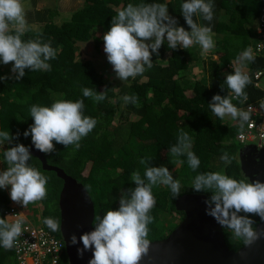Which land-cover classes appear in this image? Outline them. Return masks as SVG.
<instances>
[{
  "label": "trees",
  "instance_id": "trees-1",
  "mask_svg": "<svg viewBox=\"0 0 264 264\" xmlns=\"http://www.w3.org/2000/svg\"><path fill=\"white\" fill-rule=\"evenodd\" d=\"M80 1L77 7L63 14L56 5L43 9V15L48 12L47 22L36 30L28 27L21 36L25 42L39 37L42 43H51L57 55L48 61L50 71L25 69V75L17 80L11 72V62L8 65L0 63V77H11L0 80V131L8 130L12 136L19 134L13 144L21 143L30 149L31 137H24L23 132L33 123L29 113L31 105L50 107L59 99L83 100V115L97 120L94 129L80 140L78 149L53 141L55 150L43 155L48 165L62 169L82 184L93 203L94 217L119 207L122 192L135 187L131 182L132 172L139 170L143 177L145 166L140 160L145 157L152 158L148 166L169 169L181 184L179 197L193 194L209 198L210 193L192 190V179L200 172L222 171L235 179L244 178L238 164L242 146L232 142L238 126L235 122L229 123L226 117L218 118L208 104L216 94L229 95L240 109L263 100L264 89L255 88L252 80L245 88L247 101L243 103L234 98L224 80L226 74L233 72L236 57L250 48L264 0H212L211 22L203 20L199 13L193 17L198 24L212 28L214 47L205 57L197 48L198 44L187 49L178 46L173 50L165 41L158 54L151 55L153 67L121 85H112L98 72L92 60L79 59L76 43L92 40L95 51L101 54L102 36L109 30L112 17L129 3L166 4L169 15L176 18L179 26L190 31L181 14L184 0ZM10 33L14 34L11 27ZM252 54L254 61L245 62L243 68L246 74L261 68L263 63L261 57ZM85 87L98 93L107 90L106 99L97 103L84 97L82 89ZM126 94L136 95L139 106L125 104L122 97ZM179 129L188 132L192 138L191 150L200 160L196 172L189 168L186 156L174 157L169 152L177 142ZM4 147L7 145L0 146V171L7 167L3 163ZM223 151L234 157L231 164L225 165L220 160ZM31 156L29 164L48 177L47 197L27 207L21 205L20 210L26 221L44 227L60 239V233L51 231L43 224V219L52 216L60 220L58 198L62 180L55 172L44 170L41 161ZM152 192L156 204L149 213L153 217V222L148 225L149 242L166 238L184 218V213L175 209L176 198L166 186L155 185ZM10 203L6 189H0V218L6 217ZM250 218L255 221L253 228L261 222L259 216L251 215ZM223 236L230 250L245 244L228 228H223ZM0 264H15L13 248L0 247ZM58 264H68L65 251Z\"/></svg>",
  "mask_w": 264,
  "mask_h": 264
},
{
  "label": "clouds",
  "instance_id": "clouds-1",
  "mask_svg": "<svg viewBox=\"0 0 264 264\" xmlns=\"http://www.w3.org/2000/svg\"><path fill=\"white\" fill-rule=\"evenodd\" d=\"M77 1L78 4L81 2ZM213 8L212 0H184L181 14L190 28V31H186L178 25L176 18L169 15L166 4H127L112 17L109 30L102 36L103 51L116 78L128 80L151 69V55L158 54V49L165 41L168 48L173 50L178 46L187 49L198 44L203 52L210 51L214 47L212 28L198 24L193 17L199 13L203 20L211 22ZM25 9L24 0H0V63L8 65L11 62V72L17 80L25 75V69L50 71L48 61L57 55L51 43H42L39 37L22 41L21 36L28 30ZM10 27L14 29V34L10 33ZM254 59L251 49L244 50L236 57L233 72L225 75L224 84L241 103L247 101L245 88L251 83L243 68L245 62ZM7 78L11 77H0V80ZM106 92L98 93L87 87L82 89L84 97L97 103L106 99ZM122 99L125 104L139 106L138 97L134 94H126ZM208 107L218 118L229 117L237 121L241 128L250 120V112L237 108L229 95H213ZM83 108V100L73 102L59 99L50 107L33 104L29 109L33 123L23 132V136H30L34 148L45 154L55 150L53 141L64 147L71 145L78 149L80 140L97 124L95 118L83 115ZM18 136L10 135L8 130L0 131V146L7 145L3 149V163L7 167L0 171V189H6L11 202L27 207L30 203L46 199L48 177L29 164L32 156L27 146L13 144ZM191 148V136L179 129L177 142L170 147L169 152L174 157L186 156L189 168L196 172L200 160ZM151 159L145 157L140 160V164L145 166L143 177L139 170L132 172L131 182H134L135 187L122 192L118 200L119 207L107 209L102 216L96 215L92 222L93 230L79 236V243L83 247L77 248L78 255L83 256L86 251L92 253L87 264H140L148 254V225L153 222L149 213L156 204L153 186H166L173 198L181 195L180 182L173 178L167 167L148 166ZM233 159L227 151H223L220 156L225 165L231 164ZM192 190L210 193L204 201L206 214L213 217L222 228L230 229L235 238L251 245L264 236V231L254 230L255 221L250 218L256 215L264 221V182L258 179L250 181L246 176L235 179L222 171L200 172L192 179ZM7 218H0V247L10 250L23 232L24 221L18 218L8 222ZM43 224L53 232L61 231L60 220L52 216L45 217ZM77 242V237L72 235L70 243L75 245Z\"/></svg>",
  "mask_w": 264,
  "mask_h": 264
},
{
  "label": "water",
  "instance_id": "water-1",
  "mask_svg": "<svg viewBox=\"0 0 264 264\" xmlns=\"http://www.w3.org/2000/svg\"><path fill=\"white\" fill-rule=\"evenodd\" d=\"M30 153L41 161L44 170L53 171L62 180L58 198L61 222L60 238L64 242L68 264H87L91 251L78 255L82 248L79 236L93 230L94 206L81 183L66 175L60 168L50 166L42 152L30 144ZM242 175L249 180L264 182V148L244 146L238 152ZM206 198L185 195L176 198L175 209L184 213L181 223L164 239L149 242L148 254L140 264H264V236L251 245L230 250L225 243L223 228L206 214ZM264 231V221L254 228ZM77 237V244L70 237Z\"/></svg>",
  "mask_w": 264,
  "mask_h": 264
},
{
  "label": "built area",
  "instance_id": "built-area-1",
  "mask_svg": "<svg viewBox=\"0 0 264 264\" xmlns=\"http://www.w3.org/2000/svg\"><path fill=\"white\" fill-rule=\"evenodd\" d=\"M252 53L261 57L263 63L261 68L248 74L255 88L264 89V6L256 21ZM242 109L250 112V120L235 134V141L245 146L264 148V98L258 103L246 104ZM237 125L240 126L239 123ZM20 206L12 201L9 211L5 213L8 222L18 218L24 221L23 232L13 247L15 264H58L59 257L65 251L63 241L52 236L44 227L26 221Z\"/></svg>",
  "mask_w": 264,
  "mask_h": 264
},
{
  "label": "rangeland",
  "instance_id": "rangeland-1",
  "mask_svg": "<svg viewBox=\"0 0 264 264\" xmlns=\"http://www.w3.org/2000/svg\"><path fill=\"white\" fill-rule=\"evenodd\" d=\"M76 4H78L77 0H76ZM69 7H70V4H69ZM33 29H35V28L33 27ZM212 39H214V35L213 34H212ZM77 45H78L77 56L79 57V59L92 60L95 63L98 72L100 74L104 75V77L108 78L109 82H111L112 85H116V84L121 85V84H124V83L128 82V80L130 78L128 80H124V81H121L118 78H116V75H115V72L113 71L112 65L107 61V56H106L105 52L103 51L104 45H102V47H100L101 54H97V52L95 51L94 43H93L92 40H90L88 42H85V43H83V42L82 43H77ZM252 45H253V41L251 42V46L249 48L251 50H252ZM197 48L199 49V51L203 55V57H205V54H207L209 52V51L208 52H203L199 45H197ZM104 58H106V59L104 60ZM214 59H217V57H214ZM227 118L229 119L228 120L229 123H231V121L235 122L236 124L238 123L237 121H234V120H232L229 117H226V119ZM241 129L242 128L240 126H238L237 130H236V133L238 131H240ZM233 139H232V142L234 141V143L237 144L238 142L235 141V136H234ZM238 144H240V143H238ZM240 145L241 146H245V145H242V144H240ZM151 242H154V241H151Z\"/></svg>",
  "mask_w": 264,
  "mask_h": 264
},
{
  "label": "crops",
  "instance_id": "crops-1",
  "mask_svg": "<svg viewBox=\"0 0 264 264\" xmlns=\"http://www.w3.org/2000/svg\"><path fill=\"white\" fill-rule=\"evenodd\" d=\"M26 5V19L28 22V27L37 28L42 24H45L48 20V12L43 15V9H49L55 6H58L59 13L63 14L65 12H69L73 7H77L76 0H24ZM70 4V7H69ZM57 23L58 21L55 20Z\"/></svg>",
  "mask_w": 264,
  "mask_h": 264
}]
</instances>
